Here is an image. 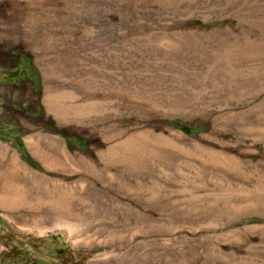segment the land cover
Returning <instances> with one entry per match:
<instances>
[{
	"label": "rangeland",
	"instance_id": "rangeland-1",
	"mask_svg": "<svg viewBox=\"0 0 264 264\" xmlns=\"http://www.w3.org/2000/svg\"><path fill=\"white\" fill-rule=\"evenodd\" d=\"M0 245L264 264V0H0Z\"/></svg>",
	"mask_w": 264,
	"mask_h": 264
},
{
	"label": "bare ground",
	"instance_id": "bare-ground-1",
	"mask_svg": "<svg viewBox=\"0 0 264 264\" xmlns=\"http://www.w3.org/2000/svg\"><path fill=\"white\" fill-rule=\"evenodd\" d=\"M1 202H3V203H2L3 205L6 204V201H5V200H3V201H1ZM4 202H5V203H4ZM55 216H56V215L54 214V212L49 210V212H47V214L44 216V218H45L46 220H50V219H55ZM61 223H62V222H61ZM66 233H69V232L67 231Z\"/></svg>",
	"mask_w": 264,
	"mask_h": 264
},
{
	"label": "crops",
	"instance_id": "crops-1",
	"mask_svg": "<svg viewBox=\"0 0 264 264\" xmlns=\"http://www.w3.org/2000/svg\"><path fill=\"white\" fill-rule=\"evenodd\" d=\"M0 250H1V247H0ZM0 264H6V263H4V261H2V259H0Z\"/></svg>",
	"mask_w": 264,
	"mask_h": 264
}]
</instances>
